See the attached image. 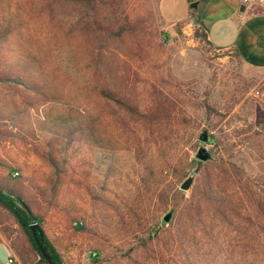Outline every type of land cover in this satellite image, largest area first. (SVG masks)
<instances>
[{
	"label": "rangeland",
	"instance_id": "rangeland-1",
	"mask_svg": "<svg viewBox=\"0 0 264 264\" xmlns=\"http://www.w3.org/2000/svg\"><path fill=\"white\" fill-rule=\"evenodd\" d=\"M160 3L0 0V70L24 72L37 88L0 87L2 110L23 108L28 130L24 140L0 136V183L20 169L25 184L48 193L52 169L38 152L51 132L67 126L81 124L94 151L57 185L52 205L37 197L44 238L64 264H178L165 240L148 235L181 208V183L191 175L192 187L198 182L203 133L213 161L234 164L247 187L264 190V70L197 37L194 13L169 24ZM114 100L159 117L131 115ZM100 180L111 206L92 199ZM244 209L251 214L247 199ZM2 212L33 259L12 216ZM248 251L264 263V247H243L244 263L253 260Z\"/></svg>",
	"mask_w": 264,
	"mask_h": 264
},
{
	"label": "trees",
	"instance_id": "trees-1",
	"mask_svg": "<svg viewBox=\"0 0 264 264\" xmlns=\"http://www.w3.org/2000/svg\"><path fill=\"white\" fill-rule=\"evenodd\" d=\"M62 1L85 3L89 6L94 3V0ZM196 26L197 37L210 44L206 28L198 15ZM122 31L123 29H120L116 35L121 36ZM2 41L1 38L0 45ZM11 86L37 91L33 82L26 79L24 72L10 73L8 70H0V87ZM114 101L127 113L139 118L153 120L159 117L157 113L144 114L125 102ZM4 104L6 103L0 100V136L26 139L28 130L22 124L24 109L18 106L8 107L10 112L6 113L2 110L6 108ZM88 140L83 126L78 123L59 130L57 134L50 133L46 147L38 152L40 158L52 169L53 178L48 193L34 184H25L20 169L16 171L18 176L15 179L9 176L5 182L0 183V208L12 216L20 234L28 243L29 253L33 259H37L35 264H49L41 255L29 228L33 220L42 225L43 218L37 197L41 196L47 205L54 203L57 185L65 178H72L73 174H77L87 150L94 153ZM209 142L214 145V150L219 151L218 137L211 136ZM261 157L264 161V148L261 149ZM0 163L6 165L3 160H0ZM7 168L12 170L10 166ZM198 169V182L191 188L188 196L180 189L175 190V196L183 202L181 208L169 223L164 222L162 227L151 228L149 238L165 240V246L169 245V254L175 257L173 262L178 264H264L259 261V254L253 255L250 251L246 253L252 256L253 260L247 263L243 261V247L252 248L253 243L264 247V190L261 193L247 187L243 182L241 170L234 164L199 161ZM101 181H97L99 190L91 193L92 199L111 206L110 198L103 194L105 184H101L104 183ZM158 197L165 202L169 195L162 190ZM244 199L250 204L251 214L245 213ZM36 208L38 210H35ZM130 211L138 216L132 208ZM77 224V229H84L83 223ZM239 242L242 248H239ZM43 245L54 264H64L46 238Z\"/></svg>",
	"mask_w": 264,
	"mask_h": 264
},
{
	"label": "crops",
	"instance_id": "crops-1",
	"mask_svg": "<svg viewBox=\"0 0 264 264\" xmlns=\"http://www.w3.org/2000/svg\"><path fill=\"white\" fill-rule=\"evenodd\" d=\"M160 11L169 24L182 22L191 13L198 15L214 48L234 53L250 67L264 70V4L244 5L242 0H161ZM2 214L0 208V264H9L10 257L23 264H35L36 259L25 255L24 240L13 235L12 224Z\"/></svg>",
	"mask_w": 264,
	"mask_h": 264
},
{
	"label": "water",
	"instance_id": "water-1",
	"mask_svg": "<svg viewBox=\"0 0 264 264\" xmlns=\"http://www.w3.org/2000/svg\"><path fill=\"white\" fill-rule=\"evenodd\" d=\"M195 6V4L193 3L191 5V8H193ZM199 146L197 148L196 154H195V158L200 161V162H208V161H213L214 160V156L213 153L208 149V147L206 146V142L208 141V137L206 133H203L200 135L199 137ZM194 182V176H188L180 185V189L182 191H189L193 185ZM171 217H172V212H168L164 217H163V221L165 223H169L171 221ZM29 228L31 230L32 236L38 246V249L41 253V255L43 256V258L49 263V264H54L53 260L51 259V256L48 254L45 246L43 245L44 242V232L42 230V228L40 227V225L36 222V221H32L29 224Z\"/></svg>",
	"mask_w": 264,
	"mask_h": 264
},
{
	"label": "built area",
	"instance_id": "built-area-1",
	"mask_svg": "<svg viewBox=\"0 0 264 264\" xmlns=\"http://www.w3.org/2000/svg\"><path fill=\"white\" fill-rule=\"evenodd\" d=\"M242 3L244 5L264 4V0H242ZM255 93H256L255 94L256 96L259 95V91H256ZM12 176L16 177V176H18V173L17 172H13ZM8 263L9 264H23L19 259L15 258V257H10L8 259Z\"/></svg>",
	"mask_w": 264,
	"mask_h": 264
}]
</instances>
